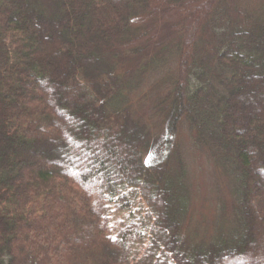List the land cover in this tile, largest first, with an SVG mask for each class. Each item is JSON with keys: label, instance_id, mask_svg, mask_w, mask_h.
Returning <instances> with one entry per match:
<instances>
[{"label": "trees", "instance_id": "1", "mask_svg": "<svg viewBox=\"0 0 264 264\" xmlns=\"http://www.w3.org/2000/svg\"><path fill=\"white\" fill-rule=\"evenodd\" d=\"M144 57L174 66L158 148L121 79ZM181 123L236 171L244 235L227 251L184 233ZM260 172L264 0H0V264H264Z\"/></svg>", "mask_w": 264, "mask_h": 264}, {"label": "rangeland", "instance_id": "2", "mask_svg": "<svg viewBox=\"0 0 264 264\" xmlns=\"http://www.w3.org/2000/svg\"><path fill=\"white\" fill-rule=\"evenodd\" d=\"M145 60L146 57L122 63L121 79L124 88L128 89L125 95L131 117L151 132L153 144L158 148L162 146L164 140L161 110L173 81L174 66L171 63L174 60L167 61L171 64L167 69L155 72H147L144 69ZM237 94L242 95L239 91ZM179 131L180 160L186 171L191 197L190 214L183 228L184 233L190 242H199L200 245H207V248L217 247L216 252L227 251L244 235L243 223L235 205L239 195L236 171L229 165L216 164L204 148L196 146L185 123H181ZM115 138L118 142H132L134 136L122 138L119 135ZM62 145L64 144H58L57 152H62ZM45 158V153L40 150L26 154L23 159V171H33ZM66 165L57 163L52 169L55 171L63 166L68 169ZM172 165L180 169L175 158ZM69 175H72L70 171ZM260 176L264 178L262 172ZM76 240H79L78 236L73 234L67 237L66 242L73 245L74 242H78ZM61 248L65 249V245ZM27 251L31 252L29 245Z\"/></svg>", "mask_w": 264, "mask_h": 264}, {"label": "snow or ice", "instance_id": "3", "mask_svg": "<svg viewBox=\"0 0 264 264\" xmlns=\"http://www.w3.org/2000/svg\"><path fill=\"white\" fill-rule=\"evenodd\" d=\"M113 239H114V237H113Z\"/></svg>", "mask_w": 264, "mask_h": 264}]
</instances>
